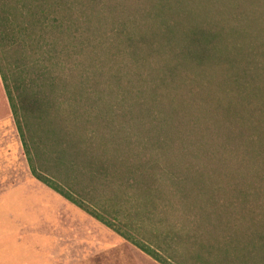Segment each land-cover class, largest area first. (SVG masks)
Instances as JSON below:
<instances>
[{"label": "rangeland", "instance_id": "374dc122", "mask_svg": "<svg viewBox=\"0 0 264 264\" xmlns=\"http://www.w3.org/2000/svg\"><path fill=\"white\" fill-rule=\"evenodd\" d=\"M98 1H117L121 7L96 27L100 29L99 33L91 34L92 43L103 39L105 46H98L90 56L87 55V64L98 65H89L87 92L75 100L70 99L72 94L65 89L57 92L60 115L75 110L91 117L93 122L84 127L87 131L101 127V120H107L154 142L160 137L165 149L170 151L169 159L164 158L162 164L171 160L180 165L181 172L190 177L191 181L188 180L185 187L188 186L187 192L193 194V199L196 192L204 188L202 198L209 197L208 192L233 209L250 207L264 212V125L260 124L264 123V46H257L259 56L253 55L252 51L251 56L248 45L241 55L239 47L245 34L238 26L239 20L246 19L243 21L246 39H252L257 34L255 30L262 31L258 36L264 39V0ZM163 2L173 4L166 8L162 17L170 19L169 23L183 20V29L202 21L212 27L224 28L232 42L226 56L234 60L235 70L228 72L226 69L231 65L229 59L227 63L221 61V64L202 67L185 64L182 74L167 93L160 78L161 69L173 65L170 53H144L143 61L138 63L129 58L127 45L117 41L123 37L122 32L115 33L123 29L125 20L129 24L127 27L133 29L141 26L154 29L164 8ZM177 3H183L181 12L177 10ZM48 16L52 20L55 14L50 12ZM184 18L188 19L186 23ZM72 43V37L68 35V50H63L60 45L57 49L61 50L44 63L56 75H61V82L65 81L69 71H74L75 64L86 61L84 56L75 55ZM28 51V62L32 63L36 55L30 49ZM247 66L252 67L255 75L241 78L239 86L236 70L241 71ZM61 70L64 72L60 73ZM249 86L259 95L251 93ZM156 88H160L159 95L154 92ZM159 97L160 101L157 100ZM172 105L183 112H170ZM68 125L72 126L70 122ZM250 136L259 142L248 141ZM40 137L39 129L32 126L28 140L34 151L35 144H41ZM41 150L45 153L42 158L47 156L53 164V158L61 148L50 143L41 146ZM31 163L0 74V264H163L119 230L156 249L159 246L165 248V234L170 232L169 220L172 226L174 223L179 225L177 216L168 217L162 213L158 220L148 219L143 213L138 214L137 203L127 202V198L120 202L111 200L104 195V190L95 202H91L92 185L87 179L84 181L87 189L79 196L93 207L98 203L101 213L112 224L109 226L38 180L32 173ZM37 164L41 169V164ZM54 164L65 174L80 175V170L71 168V161ZM193 176L197 177L191 178ZM50 177L54 183L66 187L64 179L53 174ZM80 177L86 178L87 174L84 172ZM170 182L168 175H160L161 188L175 201L174 209L165 205L177 211L180 205L176 202L177 192L181 188L177 191V187L169 186ZM235 185L239 189L237 192ZM181 191L184 193L183 189ZM120 193H124L123 190ZM203 202L204 199L200 201ZM185 242L179 247L183 261L186 252L193 248L188 240ZM172 259L174 264H182L180 258V263L176 258Z\"/></svg>", "mask_w": 264, "mask_h": 264}, {"label": "trees", "instance_id": "16d2710c", "mask_svg": "<svg viewBox=\"0 0 264 264\" xmlns=\"http://www.w3.org/2000/svg\"><path fill=\"white\" fill-rule=\"evenodd\" d=\"M120 4L117 1L102 3L98 0H0V74L25 150L32 161L33 175L109 226L112 224L101 213L100 205L96 202L97 206L93 207L89 201L81 200L79 196L87 189L84 186L87 179L92 185L91 202H95L97 195L104 190V195L111 200L120 202L127 198V202L137 203L138 214L143 213L148 219L158 220L162 213L168 217L173 214L177 216L179 225L174 223L172 226L169 220L170 232L165 234V248L159 246L156 249L145 242L141 243L118 229L124 237L163 264H174L172 258L180 263L178 258L181 260L183 256L179 247L186 240L193 248L189 254L186 252L185 263L181 260L182 264H264V212L261 209H257L259 212L250 207L236 210L227 203H221L214 194L208 192L207 195L210 196L202 198L201 192L204 188L196 192L193 199V194L187 192L188 186L185 187L190 177L181 172L180 165L171 160L165 165L162 164L164 158L169 159L170 151L168 153L165 149L160 137H156L159 140L154 142L107 120H101V127L87 131L84 127L93 122L91 117L75 110L68 115H60L56 104L57 92L65 89L72 94L70 99L74 100L87 92L90 81L87 75L89 65L98 66L87 64V55L90 56L92 50L105 46L103 39L92 43L91 34L99 33L100 29L96 27L109 18L110 13L121 7ZM161 4L165 9H161V15H158L160 18L155 21L157 27H153L154 29L149 30L144 26L133 29L127 27L129 24L125 20L123 29L120 28L115 34L122 32L123 37L120 36L117 41L127 45L129 58L136 63L143 61L144 53L151 55L167 51L172 55L173 65L161 69L160 81L166 86L164 91L170 92V86L182 74L185 64H192L187 67H202L211 63L221 64V61L227 63L229 59L231 65L226 69L228 72L229 69L235 70L234 60L226 56L232 42L224 28L212 27L208 22L202 21L183 29V20L169 23L170 19L162 17L167 12L166 8L173 3ZM177 4V10L181 12L183 3ZM191 10L194 11L190 8ZM50 12L55 14L52 20L48 16ZM184 19L186 23L188 19ZM193 19L196 18H191ZM244 20L246 19L239 20L238 25L245 34L239 47L240 53L242 55L248 45L250 54L252 51L253 55L259 56L260 48L257 46H264V39H261V35L258 36L262 31L255 30L257 34L252 39H246ZM47 34L50 36L47 37ZM68 35L72 37L75 55L84 56L86 61L84 64H75V69L72 68L74 71L70 69L72 71L61 82V75H56L44 63L50 58L53 59L54 54L61 50L57 49L60 45L63 50L66 49ZM29 49L36 55L32 63L27 58ZM250 75H255L252 67L236 70L239 86L241 78ZM159 89L154 90L156 95L160 94ZM253 91L251 93L259 95ZM157 100L160 101L161 97ZM171 104L175 105L173 101ZM173 105L170 112H183ZM260 124L264 125L263 122ZM32 126L41 132V144H35V151L28 140V132ZM201 136L204 138V135ZM247 139L254 144L259 142V139L255 140L251 136ZM50 143L61 148L56 152V158H53L54 163L71 161V168L74 171L80 170L81 176L85 172L87 177L82 178L74 173L71 176L65 174L58 171L57 166L47 156L43 159L45 153L41 146ZM260 144L262 145L261 139ZM68 154L70 157H66ZM38 162L41 169L37 166ZM51 174L64 179L67 182L66 187L54 183ZM161 174L169 176L170 187L175 186L177 191L179 188L184 191L177 192L176 202L180 204L177 211L171 209L175 206L174 199L161 188ZM195 177L197 176L191 178ZM121 190L124 193H120ZM234 190L237 192L238 186L235 185ZM202 199L205 202L200 203ZM165 203L171 205V208Z\"/></svg>", "mask_w": 264, "mask_h": 264}]
</instances>
